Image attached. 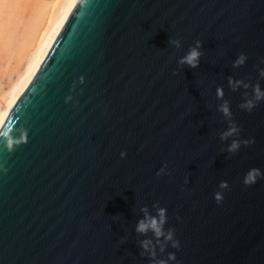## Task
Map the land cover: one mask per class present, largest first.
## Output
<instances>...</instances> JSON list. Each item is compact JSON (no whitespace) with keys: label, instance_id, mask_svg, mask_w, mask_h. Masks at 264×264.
<instances>
[{"label":"water","instance_id":"95a60500","mask_svg":"<svg viewBox=\"0 0 264 264\" xmlns=\"http://www.w3.org/2000/svg\"><path fill=\"white\" fill-rule=\"evenodd\" d=\"M196 41L199 67L181 66ZM261 68L264 0H75L0 122L29 132L12 153L0 140V264H151L135 228L157 203L180 241L158 258L264 264V178L243 182L264 172V101L244 111L252 89L228 85L264 90ZM221 85L241 129L227 140Z\"/></svg>","mask_w":264,"mask_h":264},{"label":"clouds","instance_id":"9594fccd","mask_svg":"<svg viewBox=\"0 0 264 264\" xmlns=\"http://www.w3.org/2000/svg\"><path fill=\"white\" fill-rule=\"evenodd\" d=\"M169 43L174 45L175 47H181V41L179 39L170 40ZM203 44L201 41H196L195 46L191 47L189 51L184 55L180 60L179 64L181 66L187 65L191 68H197L200 64V59L203 56V52L200 51ZM248 57L245 54L239 55V57L234 61L233 67L240 68L245 65ZM260 78H264V68L259 70ZM85 77L81 76L79 78V84H85ZM228 85L232 92L238 91L240 88L244 89H252V96L249 98V93L247 91L244 92L243 102L240 103V109L251 112L255 109L260 101H264V90H262L260 83L251 84L250 82H245L243 79L237 80L233 77L228 78ZM76 84L72 85L71 91H75ZM216 96L218 99L223 100V103L219 106L218 110L229 120L231 123L229 124V128L226 132L221 134L222 140H227L231 136H236L241 131L240 127L236 124L234 120H232V111L230 107V101L224 100L225 90L221 85L216 89ZM74 97L72 95H68L65 97L66 103H71ZM18 133V135H16ZM0 140L5 142L6 148L9 153L15 151V149L21 145H26L29 142V132L27 129L23 127H18V124H13L12 126H0ZM255 143V138L250 140H244V145H249ZM241 148L240 140H233L232 143L228 146L227 151L229 153L238 152ZM127 155L126 152L121 153V157L125 158ZM167 170V166L161 168L160 172L157 175L164 174ZM0 172L7 173L8 169L4 164H0ZM259 178H264V172L259 168H251L247 171L244 176V184L245 185H253L257 182ZM221 189H227L229 187L227 181H221L219 184ZM215 200L219 203L222 202L224 197L221 192H217L215 194ZM155 209V215L150 212L148 207H143L140 211L143 213V218L139 219L136 224L135 231L138 234H142L144 236H148V233L151 232L153 234V238H147L140 241V246L143 249L141 255L147 254L151 264H169V261L175 262L177 257L175 253H168L167 259H160L157 257V248L161 253L165 252L168 245L170 244L172 248L179 249L180 241L176 239L175 229L166 228L165 225L168 223V214L167 209L161 207L158 203L153 205Z\"/></svg>","mask_w":264,"mask_h":264},{"label":"bare ground","instance_id":"6f19581e","mask_svg":"<svg viewBox=\"0 0 264 264\" xmlns=\"http://www.w3.org/2000/svg\"><path fill=\"white\" fill-rule=\"evenodd\" d=\"M75 0H0V122Z\"/></svg>","mask_w":264,"mask_h":264}]
</instances>
